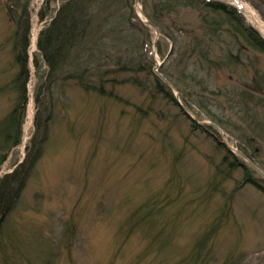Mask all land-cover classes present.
I'll list each match as a JSON object with an SVG mask.
<instances>
[{
	"label": "rangeland",
	"instance_id": "rangeland-1",
	"mask_svg": "<svg viewBox=\"0 0 264 264\" xmlns=\"http://www.w3.org/2000/svg\"><path fill=\"white\" fill-rule=\"evenodd\" d=\"M212 1L236 7L237 19L252 28L246 6L264 31V0ZM64 2L0 0V179L36 142L41 147L0 225V264H264V177L218 142V129L197 127L176 99L157 95L151 84L136 87L133 72L116 73L127 82L106 83L118 36L99 31L94 57L85 45L50 70L37 35ZM129 2L134 9L135 0ZM207 10L200 3L167 18L164 27L178 42L161 33L155 44L152 29L144 51L132 57L146 66L139 76L151 81L149 66L161 63L191 116L217 125L264 173V52L228 22L213 37L210 57L219 66L203 64L191 43L194 35L204 37ZM24 26L29 78L14 145L17 128L9 129ZM82 73L85 83L104 85L106 95L70 76ZM111 91L115 97L107 96Z\"/></svg>",
	"mask_w": 264,
	"mask_h": 264
},
{
	"label": "trees",
	"instance_id": "trees-1",
	"mask_svg": "<svg viewBox=\"0 0 264 264\" xmlns=\"http://www.w3.org/2000/svg\"><path fill=\"white\" fill-rule=\"evenodd\" d=\"M200 3L208 9L203 15L204 37L198 39L196 35H194L191 43L193 45L191 53H198V59L203 64L207 63L209 67L213 64L219 66V63L216 60H212L210 57L212 42L214 41L213 37L219 35L218 31L224 28L222 24L228 22H230L235 29L234 32L241 34L253 47L264 52V39L254 29L245 27L241 21L237 19V11L235 8L230 10V8L223 3L204 0H157L153 5H150L148 0H142L143 10L147 17L159 27L162 34L173 40L174 43L178 42V38L173 31H166L164 27L165 20L173 15L179 16L182 9L194 7ZM214 12L219 13V17H214ZM41 17L43 18L44 16L42 15ZM114 20L116 23L113 22ZM137 21L139 24H137ZM174 25H179V22ZM183 25L184 24H181V26ZM189 29H191L189 33H195L192 26ZM23 30L24 42L21 54L18 55L22 64L20 72L15 79L16 86L14 87L18 90L19 99L11 116V128L9 129L10 132L13 127L17 128L14 145L19 143L17 133L21 130V123L23 121L22 115L26 107V83L29 78V69L27 68V34L29 29L24 26ZM150 30L152 29L144 25L136 15L129 0L128 3L126 0H65V2L60 5L59 10L49 26L41 31L38 39V47L50 67V70H55L59 64L62 62L63 64L65 63L67 56H70V52L75 48L85 49V45H88V48L90 45L91 55L94 57V51L97 49L95 46H98L95 39L98 37L99 31L111 34V36L116 35L119 39L117 38L118 45L115 49H119V52L114 59L113 56H107L115 67L108 68L103 72L102 78H106L105 82H109L113 85L119 84L120 82H127V80L118 81V78H115V76H117L116 73L118 72L130 71L133 72V78L130 80L136 87L146 88V86L151 84L154 87L156 86L155 93L157 95L162 94L160 92H164L166 98L174 101L175 95L173 89L153 72V65L149 66V72L154 76V79L152 81L149 78L143 79L144 77H140L139 73L145 71L146 66L139 59L140 57H132V52L136 51L139 53L144 51L147 46V39L151 37ZM101 38L103 40V38L108 37L102 36L100 39ZM85 40H87V44H84ZM158 52L161 55L163 54L162 47L160 48V46H158ZM160 71L173 86L183 92L169 72L164 71L162 67ZM85 74L88 75V70ZM83 75L82 73L81 75L72 74L70 76L72 78L75 77L77 83L86 91L97 92L98 90L99 93H97L99 95H106L105 92L107 91L104 85L99 87L90 82L85 83ZM183 76H189L195 79V76L187 75L185 72H183ZM198 83L204 84V81H198ZM107 96L115 97L116 95H113L111 91L110 95ZM181 98L183 101L186 100L183 96H181ZM213 120L217 122L215 119ZM37 126L40 127V119L38 118ZM44 128L46 129L45 124ZM6 136L10 137L12 135L7 133ZM33 142L35 143L36 141ZM38 143H40V141L35 143L33 150L13 173L6 174L0 179V225L9 210L14 206L35 161L41 154V147ZM36 144H38V146H36ZM242 150L249 155L246 150Z\"/></svg>",
	"mask_w": 264,
	"mask_h": 264
},
{
	"label": "water",
	"instance_id": "water-1",
	"mask_svg": "<svg viewBox=\"0 0 264 264\" xmlns=\"http://www.w3.org/2000/svg\"><path fill=\"white\" fill-rule=\"evenodd\" d=\"M135 11L139 14V16H143L144 18V23L150 27H153L155 29L156 32V39H155V44L157 43L159 36H160V31L159 28L152 22L150 21L145 15H144V11L141 8V6L139 5V0H135ZM161 63L156 62V65L154 67V72L159 75L161 78L165 79L166 78L161 74V72L159 71V67H160ZM176 97L178 99V103L180 104V106L182 107V109L190 116L191 119H193L196 123L198 124H210L208 122H201L199 120H197V118H194L191 116L189 109L183 105L180 101H179V93H176ZM213 126H215L213 123H211ZM222 142L226 145V147L230 150L234 149L229 143L228 141L225 139V137H222ZM235 150V149H234ZM237 151L240 155H242L253 167L254 169H256L263 177H264V173L246 156L244 155L241 151L239 150H235Z\"/></svg>",
	"mask_w": 264,
	"mask_h": 264
},
{
	"label": "bare ground",
	"instance_id": "bare-ground-1",
	"mask_svg": "<svg viewBox=\"0 0 264 264\" xmlns=\"http://www.w3.org/2000/svg\"><path fill=\"white\" fill-rule=\"evenodd\" d=\"M237 2H238V0H237ZM241 8H243L242 11L247 15V19L253 23L254 27L257 28L258 30L261 29V28H259V27H261V24H260L259 20L256 18V16L254 15V13L252 11H250L246 6H243ZM261 31L263 32V35H264V31L262 29H261Z\"/></svg>",
	"mask_w": 264,
	"mask_h": 264
}]
</instances>
